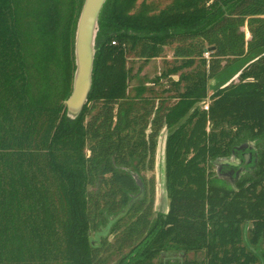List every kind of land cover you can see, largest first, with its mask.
<instances>
[{
	"label": "trees",
	"instance_id": "1",
	"mask_svg": "<svg viewBox=\"0 0 264 264\" xmlns=\"http://www.w3.org/2000/svg\"><path fill=\"white\" fill-rule=\"evenodd\" d=\"M137 1L104 2L90 89L71 119L64 101L83 0L65 10L61 0L29 10L0 0V264H101L121 226L130 251L117 264L168 251L264 264V0H170L156 12ZM171 44L183 61L161 76L199 60L171 81L175 103L130 95L129 54L148 61ZM163 127L168 211L152 221L154 181L144 173ZM246 142L256 146L252 171L235 187L221 182L210 163ZM100 228L97 246L90 232Z\"/></svg>",
	"mask_w": 264,
	"mask_h": 264
},
{
	"label": "rangeland",
	"instance_id": "2",
	"mask_svg": "<svg viewBox=\"0 0 264 264\" xmlns=\"http://www.w3.org/2000/svg\"><path fill=\"white\" fill-rule=\"evenodd\" d=\"M64 2L62 4V10H65V4L67 0H61ZM142 0L137 1V5L141 3ZM16 7L18 10L22 8L24 10L29 9H39L41 4L44 3V0H15ZM146 3H149L152 8L156 10H160L171 3L170 0H146ZM242 30L245 33V39H249V33L247 27L244 26ZM185 42L184 44H187ZM177 45L171 44L164 47L163 53L160 57L151 59L148 61H144L143 59H138L134 54H129L127 59V67H129V82H128V90L130 95L137 96H154L160 98H165L167 100L168 105H172L175 103V99H172L171 96L175 95V91L171 85V81H175L178 79L180 73H188L190 71H194L198 69V58L193 56L191 57L193 63L189 67H184L180 69V71L169 77L161 76V74H165L167 69H170L173 66H178L183 61L181 57H174V49ZM203 52V58L207 61L210 59V52L205 56ZM32 58L27 57V61L31 62ZM52 72V70H50ZM55 71V69L53 70ZM56 73L53 72V77ZM55 79V76H54ZM233 82H237L236 76L231 80ZM218 85L217 78L209 79L207 83V97L205 99L209 104L210 96L214 92L215 88ZM203 102V101H202ZM200 102L198 106L202 103ZM65 104V101H64ZM167 129L162 128L159 132V135L156 140V150H155V158L153 164V170L145 172V176L147 179L152 178L154 181V193H153V204L151 209V220L153 221L155 217L159 214H164L167 211L168 206V198L164 185V160L163 155L164 151H159V142L160 146L164 145V140L166 138ZM162 143V145H161ZM255 142H246L245 144L237 147L233 155L228 158V161L233 162V165L229 163L221 162L220 160H216L210 163V170L213 175L219 179L221 182L235 187V182L242 176L250 173L252 171V167L250 163L253 159V152L255 151ZM240 150L239 155L235 154ZM245 153H251V160L249 163H245L243 159V155ZM88 154V152H87ZM234 156V157H233ZM231 158V159H230ZM230 165V166H229ZM124 229V226H121L119 231L115 234L107 235L105 244L102 246L100 251V256L102 263L101 264H117L120 258L126 255L130 248L126 244H123L121 238V231ZM102 228L97 230H91L90 237L92 242L99 246L101 243V239L99 233ZM245 233V232H244ZM204 253H178L176 251H168L162 252L157 255L149 264H204Z\"/></svg>",
	"mask_w": 264,
	"mask_h": 264
},
{
	"label": "water",
	"instance_id": "3",
	"mask_svg": "<svg viewBox=\"0 0 264 264\" xmlns=\"http://www.w3.org/2000/svg\"><path fill=\"white\" fill-rule=\"evenodd\" d=\"M105 1L83 0L77 17L73 43L74 71L71 92L65 100L66 115L71 119L77 117L81 111L90 89L98 16ZM251 155V153L243 155L245 163L250 162ZM218 160L233 165L232 159L231 161H228V158Z\"/></svg>",
	"mask_w": 264,
	"mask_h": 264
},
{
	"label": "built area",
	"instance_id": "4",
	"mask_svg": "<svg viewBox=\"0 0 264 264\" xmlns=\"http://www.w3.org/2000/svg\"><path fill=\"white\" fill-rule=\"evenodd\" d=\"M112 44H114V42H112ZM204 55L207 56L208 55V51H205ZM208 105H209L208 102L203 101L201 103V109H203L204 111H207L208 110Z\"/></svg>",
	"mask_w": 264,
	"mask_h": 264
},
{
	"label": "crops",
	"instance_id": "5",
	"mask_svg": "<svg viewBox=\"0 0 264 264\" xmlns=\"http://www.w3.org/2000/svg\"><path fill=\"white\" fill-rule=\"evenodd\" d=\"M206 99H208V97H207ZM204 101H205V100H204ZM200 107H201V104H200ZM165 139H166V138H165ZM158 145H159V151L162 150V148H163V151H164L165 140H164V145H163V146H160V142H159ZM161 145H162V143H161ZM162 157H163V160H164V155H163ZM167 211H168V206H167ZM167 211H165V213H166ZM165 213H164V214H165Z\"/></svg>",
	"mask_w": 264,
	"mask_h": 264
},
{
	"label": "flooded vegetation",
	"instance_id": "6",
	"mask_svg": "<svg viewBox=\"0 0 264 264\" xmlns=\"http://www.w3.org/2000/svg\"><path fill=\"white\" fill-rule=\"evenodd\" d=\"M230 166V165H229Z\"/></svg>",
	"mask_w": 264,
	"mask_h": 264
}]
</instances>
